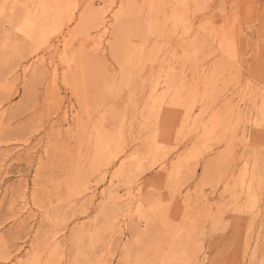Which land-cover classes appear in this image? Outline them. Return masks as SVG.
<instances>
[{"label":"rangeland","instance_id":"1","mask_svg":"<svg viewBox=\"0 0 264 264\" xmlns=\"http://www.w3.org/2000/svg\"><path fill=\"white\" fill-rule=\"evenodd\" d=\"M0 264H264V0H0Z\"/></svg>","mask_w":264,"mask_h":264},{"label":"bare ground","instance_id":"2","mask_svg":"<svg viewBox=\"0 0 264 264\" xmlns=\"http://www.w3.org/2000/svg\"><path fill=\"white\" fill-rule=\"evenodd\" d=\"M36 6V5H35Z\"/></svg>","mask_w":264,"mask_h":264}]
</instances>
